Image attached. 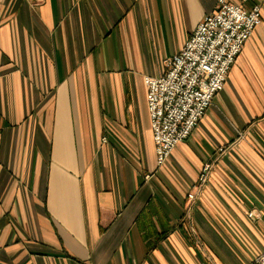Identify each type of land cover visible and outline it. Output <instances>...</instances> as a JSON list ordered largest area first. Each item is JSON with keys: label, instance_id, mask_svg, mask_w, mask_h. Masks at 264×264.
I'll list each match as a JSON object with an SVG mask.
<instances>
[{"label": "crops", "instance_id": "obj_1", "mask_svg": "<svg viewBox=\"0 0 264 264\" xmlns=\"http://www.w3.org/2000/svg\"><path fill=\"white\" fill-rule=\"evenodd\" d=\"M232 1L261 5L262 23L158 165L144 76L164 72L217 0H0V264H252L264 0Z\"/></svg>", "mask_w": 264, "mask_h": 264}, {"label": "built area", "instance_id": "obj_2", "mask_svg": "<svg viewBox=\"0 0 264 264\" xmlns=\"http://www.w3.org/2000/svg\"><path fill=\"white\" fill-rule=\"evenodd\" d=\"M245 1V0H242ZM262 23V7L246 9L232 0H217L181 49L165 60L161 75L144 76L146 99L158 165L187 139L224 86L244 43ZM211 163L199 174L207 180ZM194 200V192L188 193ZM264 264V250L251 262Z\"/></svg>", "mask_w": 264, "mask_h": 264}]
</instances>
